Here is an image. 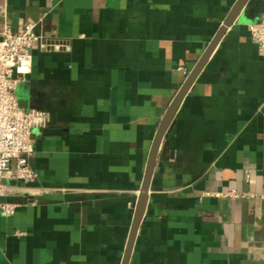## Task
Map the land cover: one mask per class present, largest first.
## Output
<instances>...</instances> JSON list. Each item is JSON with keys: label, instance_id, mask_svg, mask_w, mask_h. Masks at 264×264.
<instances>
[{"label": "crops", "instance_id": "1", "mask_svg": "<svg viewBox=\"0 0 264 264\" xmlns=\"http://www.w3.org/2000/svg\"><path fill=\"white\" fill-rule=\"evenodd\" d=\"M237 0H0V35L36 23L17 99L31 183L0 211V264H121L169 105ZM248 0L163 138L128 264H264V59Z\"/></svg>", "mask_w": 264, "mask_h": 264}, {"label": "built area", "instance_id": "2", "mask_svg": "<svg viewBox=\"0 0 264 264\" xmlns=\"http://www.w3.org/2000/svg\"><path fill=\"white\" fill-rule=\"evenodd\" d=\"M36 23L27 22L17 30L5 27L0 35V211L4 216L14 213L17 204L6 200L11 195L12 181L31 183L36 173L30 166L35 152L33 129L44 123L45 115L25 110L17 99V84L31 50L43 47ZM252 42L264 59V14L248 24Z\"/></svg>", "mask_w": 264, "mask_h": 264}, {"label": "water", "instance_id": "3", "mask_svg": "<svg viewBox=\"0 0 264 264\" xmlns=\"http://www.w3.org/2000/svg\"><path fill=\"white\" fill-rule=\"evenodd\" d=\"M248 0H237L235 5L233 6L232 10L230 11L229 15L226 17L224 20L223 24L221 25L220 29L217 31L215 34L214 38L212 41L209 43L207 49L195 65V67L191 70L189 75L187 76L186 80L184 81L183 85L181 86L180 90L174 97L173 101L168 107V110L159 125V128L156 132V135L153 139L152 145L150 147L149 153H148V158L146 162V167H145V173H144V178L142 181L141 189H140V194L138 196L137 202L135 204V210H134V216H133V221L132 225L130 228L127 244L123 253V258H122V263L121 264H128L129 259L131 256V252L133 249L134 241H135V236L137 233V229L139 226V223L142 219L144 210H145V205L147 201V193L149 190V185L151 181V176L153 173V168L155 165V160L157 156V151L159 148V145L162 141L163 138H166L168 133L171 131L174 119L173 116L181 103L182 99L184 98L185 94L189 90L190 86L206 64L209 56L213 52L214 48L220 41L221 37L225 33L226 29L234 22L244 5L246 4Z\"/></svg>", "mask_w": 264, "mask_h": 264}]
</instances>
